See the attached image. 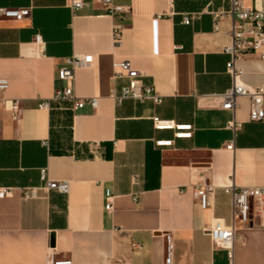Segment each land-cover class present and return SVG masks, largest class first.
<instances>
[{
    "label": "crops",
    "instance_id": "0c3cea01",
    "mask_svg": "<svg viewBox=\"0 0 264 264\" xmlns=\"http://www.w3.org/2000/svg\"><path fill=\"white\" fill-rule=\"evenodd\" d=\"M113 2L129 11L112 16L98 0H85L74 15L65 0H0L29 8L20 19L0 16V75L9 81L0 97L20 106L13 119L0 105V186L12 187L0 197V264H46L48 251L73 264H161L165 232L172 233L173 264H229L207 232L215 220L232 223L234 199L225 187H264V117L249 119L247 96L236 98L234 110L215 101L232 83L224 49L233 18L215 17L231 0ZM241 2L264 9V0ZM261 52L264 46L236 61L252 87L264 85ZM76 54L92 61L76 67L75 93L97 97V106L40 107L63 85L58 69ZM122 60L143 73L160 103L116 101L126 79L113 77L114 63ZM153 116L190 123L192 134L155 129ZM233 118L241 122L236 131L227 128ZM160 139L172 145L158 146ZM43 167L48 179L68 182V193L43 187ZM204 179L215 186L206 209L193 195ZM249 217L248 225L236 222L233 264H264V204Z\"/></svg>",
    "mask_w": 264,
    "mask_h": 264
},
{
    "label": "built area",
    "instance_id": "2783aa9c",
    "mask_svg": "<svg viewBox=\"0 0 264 264\" xmlns=\"http://www.w3.org/2000/svg\"><path fill=\"white\" fill-rule=\"evenodd\" d=\"M109 15H122L129 11V7L125 5L115 4L113 0H98ZM66 5L70 8L72 14H76L85 5V0H65ZM28 7H6L0 5L1 17H14L20 19L28 15ZM224 14H229L233 18V23L230 29L231 43L225 47V51L230 55L226 63V71L231 76V86L222 94L215 96L217 106L226 109L234 110L236 98L239 96H247L250 99L249 119L258 121L264 117V85L252 87L242 82V69L238 67L236 61L246 52H260L264 46V9L245 7L241 0H231L230 7L226 11H221L215 14L218 18ZM183 22L188 24L190 16L183 15ZM218 26L216 19L214 27ZM115 43L120 42V26L114 27ZM34 41L37 44L42 43L41 36L35 35ZM264 57V52H261ZM92 61L90 54H76L65 59V65L58 69V79L63 82V85L54 89L51 97L42 99L39 103L40 107H49L51 103H57L62 107L74 111L83 107L85 104L95 108L97 106V97H80L75 93L74 80L75 69L79 66L89 65ZM143 73L131 66L128 60H122L114 63V78H125L126 83L120 88V93L115 96L119 103L123 99L131 98L139 101L152 100L155 103L162 101V96L159 95L151 85H145L142 82ZM9 86V81L6 77L0 75V95L3 94ZM7 106L11 110L13 119L18 117L19 101L18 99H7L0 97V105ZM153 127L158 130L170 129L174 131V137H190L192 134V125L177 124L174 119L162 118L159 116L152 117ZM241 122L235 118L227 122V128L236 131L240 127ZM158 146L172 145V139H160L156 141ZM232 143L226 145L227 148H232ZM40 179L43 181L44 188L54 189L60 193L66 194L69 190V184L64 180H50L47 178L46 168L40 169ZM215 186L204 179L201 183L194 187L193 195L201 208L206 209L210 206V197L214 192ZM37 187L30 189L31 197L37 196ZM227 192H230L234 199L233 220L230 225L223 224L220 220H215L209 226L207 232L210 236L213 247L223 248L227 252L229 264H233V245L235 240L236 222L243 225H248L250 222L249 212L252 207L255 211H259L264 204V187L242 185L235 186L230 184L225 187ZM12 194L11 186H0V197L10 196ZM112 196L106 190L105 209L112 210ZM165 244V256L161 264H173V237L171 232L162 234ZM46 264H73L70 258H55L52 251H48L46 256ZM111 264H125L121 262H113Z\"/></svg>",
    "mask_w": 264,
    "mask_h": 264
}]
</instances>
